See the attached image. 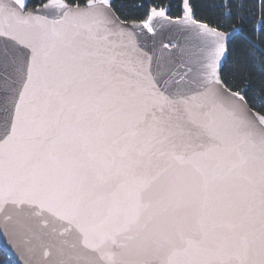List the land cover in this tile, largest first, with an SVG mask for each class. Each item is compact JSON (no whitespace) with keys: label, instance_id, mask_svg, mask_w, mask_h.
Here are the masks:
<instances>
[{"label":"snow or ice","instance_id":"6c2138e0","mask_svg":"<svg viewBox=\"0 0 264 264\" xmlns=\"http://www.w3.org/2000/svg\"><path fill=\"white\" fill-rule=\"evenodd\" d=\"M30 2L0 0V233L38 264H264V96L221 75L247 38L230 0L231 31L182 0L206 54L166 70L113 0Z\"/></svg>","mask_w":264,"mask_h":264},{"label":"trees","instance_id":"16d2710c","mask_svg":"<svg viewBox=\"0 0 264 264\" xmlns=\"http://www.w3.org/2000/svg\"><path fill=\"white\" fill-rule=\"evenodd\" d=\"M40 0H31L29 9L35 7ZM46 2V0H45ZM72 5L78 2L83 5L84 0H67ZM224 0H190L193 16L202 22L215 26L225 25L224 31H231L233 27L240 28L236 15L227 19L223 7ZM169 8L168 16L178 18L182 15V0H113L116 15L126 22H142L147 18L148 10ZM260 0H230L229 7L235 14L245 17L244 33L236 32L227 46V57L223 61L221 75L226 80H232L238 87L248 86L249 98L259 100L264 96V27L256 24L259 20ZM252 19L249 20L248 17ZM256 25L255 28L253 25ZM0 264H11L7 256L0 250Z\"/></svg>","mask_w":264,"mask_h":264},{"label":"water","instance_id":"95a60500","mask_svg":"<svg viewBox=\"0 0 264 264\" xmlns=\"http://www.w3.org/2000/svg\"><path fill=\"white\" fill-rule=\"evenodd\" d=\"M165 9L168 18L154 17L152 21L154 30L151 33L140 26L141 22L125 21L129 26L135 25L134 28L130 27L129 29L136 34L135 46L139 49L140 53H146L148 56L153 57L154 62H159L162 70L179 64H187L193 69L198 68V60L202 59L206 54L205 42L195 36L193 31L194 26L185 23L183 6L182 15L178 18L169 17V8L166 7ZM235 33H233V36ZM159 37L163 38L161 40L163 46L170 50L171 54L165 55L160 53L159 46H161V42H159ZM170 43H173V45L169 46L168 44ZM226 57L227 51L221 59L220 70ZM18 243L19 240L11 234L6 232L0 233V250L4 252L11 264H38L43 250L35 242L32 245L34 251L31 252L25 245L18 247Z\"/></svg>","mask_w":264,"mask_h":264},{"label":"bare ground","instance_id":"6f19581e","mask_svg":"<svg viewBox=\"0 0 264 264\" xmlns=\"http://www.w3.org/2000/svg\"><path fill=\"white\" fill-rule=\"evenodd\" d=\"M163 38L162 37H159V42H161V46H159V51H160V53H162V54H165V55H169V54H171V51L170 50H168L167 48H165L164 46H163V43H162V40ZM169 46L170 45H173V43H170V44H168Z\"/></svg>","mask_w":264,"mask_h":264}]
</instances>
